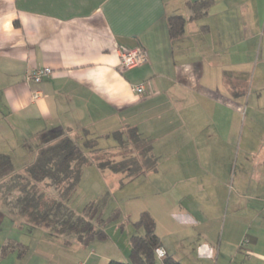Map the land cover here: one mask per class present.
<instances>
[{
    "label": "crops",
    "instance_id": "0c3cea01",
    "mask_svg": "<svg viewBox=\"0 0 264 264\" xmlns=\"http://www.w3.org/2000/svg\"><path fill=\"white\" fill-rule=\"evenodd\" d=\"M194 1L0 0V152L20 172L63 134L95 138L109 154L119 153L114 133L136 127L157 158L148 175L177 186L148 210L165 254L182 264H264V0H213L191 19ZM173 14L186 18L177 38ZM137 47L147 61L121 67L118 49ZM37 67L52 75L26 83ZM10 212L0 202V226ZM129 236L122 247L108 232L87 244L25 236L19 253L0 250V264L125 262Z\"/></svg>",
    "mask_w": 264,
    "mask_h": 264
},
{
    "label": "trees",
    "instance_id": "16d2710c",
    "mask_svg": "<svg viewBox=\"0 0 264 264\" xmlns=\"http://www.w3.org/2000/svg\"><path fill=\"white\" fill-rule=\"evenodd\" d=\"M212 1L197 0L188 4L192 12L191 19L204 16ZM185 23L186 18L180 14L168 16L167 26L170 38L181 36ZM114 134L118 141L116 152L119 153H104L105 151L97 146L95 138H85L81 142V138L63 134L37 148L33 161L20 172L14 170L10 155L0 152V181L4 178L8 179L2 183L5 188H0L1 201L11 212H19L27 222L39 225L45 221V218L37 216V203L32 198L34 203L32 200H29L28 203L23 200H26L28 193L37 194L39 192L38 185L41 184V187L52 189L60 200L53 212V220L58 223L56 232L62 235L73 234L74 239L82 244H87L95 239H106L105 225L109 221L117 219L118 214L103 219L98 205L93 202L86 204L80 215L62 209L61 205L62 201L68 198L79 183L83 166L91 162H96L101 170L126 172L129 176L156 170L157 158L152 152L151 138L143 136L136 127L131 126ZM87 151L93 155L88 156ZM18 190L24 192L23 199L20 197L18 203H8L6 195ZM119 224L124 225L123 222ZM132 224L137 229H142L143 233L129 236L128 261L111 259L107 264H182L167 254L161 259L156 257L154 251L156 247L160 246V240L156 234L155 221L148 211L141 212ZM8 244L2 246L1 254L8 251Z\"/></svg>",
    "mask_w": 264,
    "mask_h": 264
},
{
    "label": "rangeland",
    "instance_id": "374dc122",
    "mask_svg": "<svg viewBox=\"0 0 264 264\" xmlns=\"http://www.w3.org/2000/svg\"><path fill=\"white\" fill-rule=\"evenodd\" d=\"M258 47L259 57L262 58V53L264 54V52H262L264 48V40L261 43V48L260 46ZM255 63L256 59L250 67V75L252 76L254 74L256 76L259 70V66H257L255 70ZM239 136L240 131L238 129L237 139H239ZM112 143L113 142L110 139L105 144L109 146L112 145ZM86 153L88 156H91L92 154L88 151ZM14 166L19 169L23 165L18 163ZM7 180V178H4L0 181V188H5L2 183ZM40 185H38L39 192L37 194L28 193L26 195V200H23V202L28 203L29 200L33 199L38 205L37 216L45 218V221L41 222L39 225L25 221L21 222L22 216H20L19 212H10V225L9 219L4 221L2 226H0V237H3L5 231L8 232V230H10L14 232L12 234L14 239L5 241L2 240L0 243V250L5 243L11 241L14 242V244H8V248L15 254L19 253L21 246H18L17 242L20 241L23 244H26L28 239L25 236L30 237L34 235H41L44 237H60L61 239L68 240L74 239L75 236L73 234L62 235L59 232H56L58 223L53 220V212L60 200L57 198L52 189L41 187ZM165 185V181L154 180V178H151V175H148V173L129 176L126 172H113L110 171V169L101 170L97 166L96 162H91L90 164L83 166L79 183L70 193L68 198L62 201L61 206L62 209L69 210L75 215H80L82 214L85 205L89 202H93L98 205V209L101 211L103 219L109 217L110 215L112 216L113 214H118L116 217L117 219H113L105 225V230L108 232L109 237L113 239L118 238L117 241H119V246L122 247V240L125 236L128 234L132 235L143 233L142 229H137L132 224L141 212L152 209L154 203H163L171 200L172 197H167L164 192H167V190H170L171 194L176 192V183L172 181L169 184L170 186L165 187ZM24 195L25 194L22 191H12L10 195H6V200L10 204L18 203L20 197L23 199ZM33 200L32 202L34 203ZM0 202L4 203L1 199ZM180 217L181 215L179 217L178 215L177 217L172 215V219L177 220ZM120 222H123L124 225L121 226L119 224ZM120 233H122V236ZM184 254L185 253L182 252L179 256L181 255L183 257ZM183 264L192 263L191 261L183 260Z\"/></svg>",
    "mask_w": 264,
    "mask_h": 264
},
{
    "label": "built area",
    "instance_id": "2783aa9c",
    "mask_svg": "<svg viewBox=\"0 0 264 264\" xmlns=\"http://www.w3.org/2000/svg\"><path fill=\"white\" fill-rule=\"evenodd\" d=\"M118 57L120 66L125 69L134 68L142 65L147 61L146 53L143 49L137 47L135 49H118ZM52 75V69L50 67H37L25 71L23 78L26 83L39 84L42 80ZM136 94H142L144 91L143 84L136 85L133 88ZM41 97V92L38 89H34L31 94L32 100H37ZM155 255L158 259L165 256V251L161 247L155 248Z\"/></svg>",
    "mask_w": 264,
    "mask_h": 264
}]
</instances>
